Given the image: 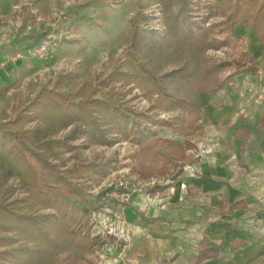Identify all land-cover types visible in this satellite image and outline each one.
Instances as JSON below:
<instances>
[{
  "label": "rangeland",
  "instance_id": "obj_1",
  "mask_svg": "<svg viewBox=\"0 0 264 264\" xmlns=\"http://www.w3.org/2000/svg\"><path fill=\"white\" fill-rule=\"evenodd\" d=\"M187 1L184 12L186 23L193 30L192 36L204 39L203 46L213 38L229 39L230 47L205 50L204 53L193 38L186 40L181 33L178 34L181 42L168 38L167 18L160 0H0V51L15 46L18 49H14L16 51L13 58L20 53L25 58V62L16 67L14 70L17 71H13L11 76L5 73L3 75L6 82L0 85V123L13 119L23 111L30 113L34 110L31 109V101L41 92L56 91L73 102L91 98L103 100L107 110L101 108L92 113L101 122L110 123L112 119H118L120 113L126 120L123 121L135 130L146 127L153 132H167L162 123H169L177 115L162 109L153 111V103L157 99L161 100L164 108L169 102L177 101L176 97L188 98L189 101L185 104L190 109L193 97L209 85L199 74V61L203 55L211 63H218L236 59L243 54L247 62L258 63V75L264 81V53L257 46L255 32L241 26L223 34L217 33V28L207 33L211 23L217 20H204L207 15L204 0ZM93 2L111 11V22L105 29L93 30L102 33V39L88 41L79 36V32L81 33V29L88 30V26L82 25L95 18L83 11ZM243 7L246 9L247 5ZM139 15L142 19L138 20L137 27L147 39L143 44L133 47L129 22L136 20ZM158 22L165 29H155L161 25ZM196 23L201 28L198 29ZM39 34L50 36L57 45L56 51L43 59L26 57L27 51L39 44L33 43L31 37ZM81 39L83 40L80 41ZM77 41L80 44H73ZM109 41H112V46L108 47ZM80 45L84 47V51H78ZM183 65L192 68L193 77L181 84L161 89L158 83L160 76ZM0 71L4 72L6 68L0 67ZM232 71L233 68L220 72L217 76L223 83H228L231 81ZM177 102V106L185 108L181 106V101ZM75 113L73 108L70 115ZM142 113L155 116V124L145 123L140 116ZM25 128L36 133L34 139L27 143L29 149L43 154L50 164L55 163L59 174L65 178L64 183L47 186L40 181L38 175L41 189L53 200L70 198L68 203L75 206V212L69 208V219L62 221L57 230L44 229L45 233L48 231L47 236H50L53 248H47L42 240L31 239L28 235L0 231V237L5 241L14 240L11 244L0 246V251L16 250V254L11 257L1 258L0 264H77L87 261V258H96L91 252L77 254L74 249L67 248L64 232L75 224L79 215L84 220L85 210L94 209L98 201L103 200L105 191L100 189L98 195L94 196V189H98L106 179L110 180V164L114 163L115 167L121 169L128 168L130 173H135L132 166L139 159L137 156L140 150L134 153L130 147H123V140L117 138L116 135L119 134L110 133L109 125L101 128L106 133L107 143H98L89 129L78 123H71L68 115H64L61 110L37 115L36 120L25 124ZM127 139L134 144L138 142L132 137ZM52 141L61 146L51 145ZM116 143L120 145L115 147ZM206 146L208 145L204 144ZM196 151L197 149L192 151V154L195 155ZM27 160L39 172L40 163L34 156L27 153ZM73 169L82 170V175L70 173ZM91 169L94 172L106 171V178L96 182L92 174H86ZM85 181H89V184L86 185ZM29 186L27 176H23L22 171L13 166L6 147L0 145V205L12 208L16 214L28 215L36 221L53 214V211L38 202ZM0 226L9 227V223L2 220Z\"/></svg>",
  "mask_w": 264,
  "mask_h": 264
},
{
  "label": "crops",
  "instance_id": "obj_2",
  "mask_svg": "<svg viewBox=\"0 0 264 264\" xmlns=\"http://www.w3.org/2000/svg\"><path fill=\"white\" fill-rule=\"evenodd\" d=\"M83 11L95 18L82 25L88 30L80 28L79 36L99 40L102 33L93 30L109 25L111 11L97 2ZM252 31L264 53V43ZM14 47L0 51V67L6 68L0 71V85L6 82L4 73L11 76L25 62V58H13L18 49ZM78 51H84V47L80 45ZM253 64L258 69L256 75L235 72L234 66L222 70L233 68L231 81L223 83L217 76L219 86L209 92L205 88L200 91L190 109L185 104L188 98L176 97L185 108L173 100L170 111L177 118L171 121L170 129L164 127L167 132L157 130L146 133L145 138L143 133L130 136L142 146L132 171L141 179L163 177L168 183L157 185L154 202L136 195L124 209L123 217L132 231L128 244L113 247L110 243L112 248L105 244L107 249L97 248L99 254L94 252L95 247L91 253L96 258L77 264H192L199 243L217 248L218 255L198 264H264V81L258 75L260 66ZM160 81L161 76L159 86ZM206 82V87L213 85L210 80ZM209 143L213 153L206 155L200 147ZM196 149L198 157L192 154ZM93 170L86 174H92L96 182L106 178V171ZM69 200H55L68 204L61 221L69 219V208L75 212ZM88 212L84 211V220L79 215L71 228H84Z\"/></svg>",
  "mask_w": 264,
  "mask_h": 264
},
{
  "label": "trees",
  "instance_id": "obj_3",
  "mask_svg": "<svg viewBox=\"0 0 264 264\" xmlns=\"http://www.w3.org/2000/svg\"><path fill=\"white\" fill-rule=\"evenodd\" d=\"M208 4L205 5L206 17L204 20L207 22L209 19L214 18L217 21L211 23L210 28L207 33H211L213 28H217V33H225L226 30L231 31L233 27H241L242 25L255 30L258 38L264 43V0H208ZM162 9L167 18L168 30L167 36L170 39H175L181 42L182 39L179 37V33L185 36L184 39L195 40L196 45L202 49V52L208 49L218 50L223 47L228 46V39L217 40L213 38L209 40L205 46L204 39L200 37H193V30L186 23V14L184 8L188 3L187 0H160ZM244 5H247L246 9H243ZM142 17L137 16L136 20H130L129 25L131 26L130 40L133 47H137L138 44H143V41L147 37L139 32L137 27L138 20ZM197 28H201L200 25L196 23ZM45 34L35 35L31 37L33 43H39ZM196 46V47H197ZM205 53V52H204ZM248 63V65H246ZM201 67L200 75L206 80L213 82L210 87H205V91L209 92L213 90L216 86H219V81L217 80V75L227 67L234 66L236 71H245L256 75L257 70L252 62H247L246 59L241 55L232 61L227 62H210L204 55L199 61ZM194 72L189 65H183L178 69H173L165 74L161 75V89L169 87L170 85H177L183 83V81L192 78ZM175 102V101H174ZM173 101L169 102V105L162 107L161 100H155L153 103V111L156 109H162L164 112L170 111V108L175 104ZM30 113L23 111L14 116L13 119L7 122L0 123V145L6 147V152L10 155L13 166L22 171V175L27 176L29 181V190L35 195L39 203L43 204L47 209L53 211V214L45 216V221H36L31 219L28 215L16 214L12 208L5 205H0V221L5 220L9 223V227L0 226V231H15L20 235H28L31 239H39L45 243L47 248H53V242L48 237L44 229H54L57 230L61 227V220L66 217V211L68 204L66 202L53 201L48 194L41 189L40 181L47 186H54V184H60L65 182V178L62 177L58 172V167L55 163L50 164L47 158L43 154L34 153L27 146L28 141H32L35 137V131L25 128V124L36 120L37 115L51 114L55 110H61L64 115H68L69 121L71 123H78L85 129H89L92 133V137L98 141V143L106 144V133L101 129L105 125H109L110 133L114 132L119 134L120 139L126 140L132 134H141L144 138L147 136L146 133H155L151 131L150 128L143 127L141 130H135L127 122H124V117L118 113V119H112L110 123L107 121L101 122L92 116L93 112L104 108L107 110V105L103 100L99 99H81L78 102H73L67 97H64L61 93L56 91L51 92H41L36 95L35 99L31 101ZM76 110L74 115H70L72 109ZM116 112V110H115ZM145 123L154 125L153 115L148 113H142L140 115ZM175 120V119H173ZM163 122V127H172V123ZM126 121V120H125ZM51 145H60L52 141ZM141 145V144H140ZM139 145V146H140ZM70 149V147H68ZM142 146H140V149ZM139 149V150H140ZM27 153L34 156V158L40 163L39 172L34 169L32 164L27 160ZM82 170L73 169L70 173H75L77 176L82 175ZM158 189H152L150 194H153ZM45 221V222H44ZM46 223V224H43ZM65 233V243L67 248H72L82 252H91L93 248H100V246L105 244H110L111 241L101 238H91L88 233L81 234L79 229L70 228ZM14 240L5 241L0 237V246L6 243L11 244ZM235 248V247H234ZM233 249V247H232ZM16 250L10 249V251H0V259L4 257H11ZM18 251V250H17ZM218 255L217 248L208 246L204 243H199L198 252L195 257V261L192 264H198L207 258H214Z\"/></svg>",
  "mask_w": 264,
  "mask_h": 264
},
{
  "label": "built area",
  "instance_id": "obj_4",
  "mask_svg": "<svg viewBox=\"0 0 264 264\" xmlns=\"http://www.w3.org/2000/svg\"><path fill=\"white\" fill-rule=\"evenodd\" d=\"M206 5L208 0H204ZM205 8V7H204ZM158 26L157 30L165 29L164 25ZM57 45L50 36L42 38L39 44L35 47L29 49L25 54L26 57L30 58H40L50 57L56 51ZM24 55L22 53L16 54L15 58L21 59ZM155 118V117H154ZM119 138L118 135H116ZM211 139V138H209ZM123 147H130L134 153H138L140 146L138 143H131L130 140L121 141ZM120 145L116 143L115 147ZM201 152L204 154H212L213 147L209 143L207 147H200ZM101 149H104L101 147ZM120 156V153H119ZM196 157L198 155L196 154ZM115 167V164H110L108 169L110 180H105L94 189V196H97L100 189L105 191L103 200L98 201V205L94 209L89 210L85 221V226L82 228L79 224V232L81 234L88 233L91 238H101L111 240L113 247H120L128 244L132 238L131 226L125 221L123 217V211L131 203V199L136 195H144L147 201H152L157 198V191L154 192V198L150 199V191L155 189L157 185L167 184L168 181L163 177H157L149 180L141 179L137 174L130 173L128 168L124 169ZM86 185L89 181L84 182ZM97 202V201H96ZM77 226V225H75ZM109 247L111 245L109 244ZM103 249H107L108 245H102ZM112 248V247H111ZM95 253L99 254V249L94 250Z\"/></svg>",
  "mask_w": 264,
  "mask_h": 264
}]
</instances>
